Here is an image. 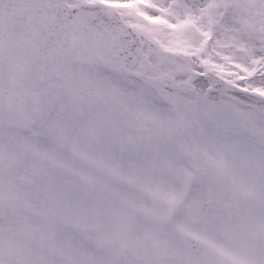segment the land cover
<instances>
[{"label": "snow or ice", "instance_id": "1", "mask_svg": "<svg viewBox=\"0 0 264 264\" xmlns=\"http://www.w3.org/2000/svg\"><path fill=\"white\" fill-rule=\"evenodd\" d=\"M0 264H264V0H0Z\"/></svg>", "mask_w": 264, "mask_h": 264}]
</instances>
